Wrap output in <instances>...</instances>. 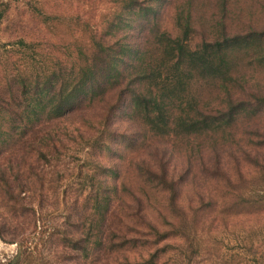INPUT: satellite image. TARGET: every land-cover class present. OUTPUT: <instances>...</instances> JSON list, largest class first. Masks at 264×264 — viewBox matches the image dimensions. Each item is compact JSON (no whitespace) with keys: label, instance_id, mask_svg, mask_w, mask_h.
<instances>
[{"label":"trees","instance_id":"1","mask_svg":"<svg viewBox=\"0 0 264 264\" xmlns=\"http://www.w3.org/2000/svg\"><path fill=\"white\" fill-rule=\"evenodd\" d=\"M162 1L114 0L112 19L101 28L107 33L95 35L88 43V48L92 46L89 53L81 50V58L73 57L70 67L60 61L52 66L45 48L40 52V56L45 55V64L41 61L30 67L25 52L26 64L18 67L12 82L0 85V150L5 144L11 145L0 155L3 241H16L4 236L10 230L9 219L37 228V210L29 205L27 197L35 191L36 164H43V158L56 168L48 159L49 147L56 144V153L61 138L72 134L66 125L68 115L88 85H93L89 97L115 95L113 105L101 118L106 137L115 138L111 130L113 112L130 95L132 114H126L125 119L140 127L143 141H166L181 155L190 151L196 163L201 157V170L193 164L189 186L214 176L223 180L218 181L222 188L216 198L195 191L182 203L177 182L171 180L165 163L160 170L144 166L138 177L161 194L159 204L169 210L152 216L146 210L152 203L148 196L132 192L136 177L131 169L119 178V169L112 173V168L100 163L97 169L102 170V176L112 174L118 181L101 176L92 188H79L80 178L73 180L79 189L65 185V229L55 235L63 244L62 251L71 249L81 264H197L202 259H214V264H264V114H257L264 108V96H254L256 102H251L236 97L234 92V83L244 76L245 65L239 55L251 53L264 62V33L249 30L230 35L232 23L226 14L234 3L225 0L224 15L211 25L214 30H222L220 35L210 33L193 47L196 0H170L171 29L157 20ZM3 17L1 11L0 21ZM134 23L148 31L143 44L130 41ZM20 45L32 48L25 38ZM215 95L222 97V102L210 107ZM47 125L55 126V134L45 132ZM77 147L78 153L109 148L106 141H98L90 132ZM17 150L20 154L16 157L13 154ZM211 153L213 167L203 161ZM227 153L236 164L232 171L235 169L237 179L226 172V165H221ZM41 170L39 192L47 189L48 181L45 169ZM60 189L58 186L55 191ZM236 223L241 225V246L227 259L221 244L211 241L210 232ZM19 248L8 264L22 263L26 251L23 245Z\"/></svg>","mask_w":264,"mask_h":264},{"label":"rangeland","instance_id":"2","mask_svg":"<svg viewBox=\"0 0 264 264\" xmlns=\"http://www.w3.org/2000/svg\"><path fill=\"white\" fill-rule=\"evenodd\" d=\"M171 1L163 0L158 5L160 14L157 20L161 26L169 29L173 26V9L171 4L167 6ZM231 1L234 5L226 14L228 20L232 23L228 31L230 35L239 32L246 33L249 30H254L258 34L264 33V0ZM224 3L225 0H196L197 9L194 17H196L197 34H194V37L192 36L193 47L200 44L204 36H210V33L220 35L222 30L220 28L214 30L211 25L213 21H219L224 15ZM114 10V0H0V12L2 11L4 15L2 21H0V85L12 82V78L18 73V71L16 73L18 67L26 64L25 52L29 54L27 58L30 60V67H34L36 62L42 61L45 64V61H43L45 55L40 56V52L45 48L50 52L49 58L53 60L51 61L52 66L56 61H60L64 66L70 67L73 57L81 58V50L89 53L92 46L90 45L89 48L87 46H89V42L93 41L95 35L99 32L107 33L106 30L101 31V28L110 18L112 19ZM147 33V29H143L141 24L136 26L134 23V28L130 29V41L133 40V42L143 44ZM21 38H25L28 44L32 43V48L22 47L20 45ZM239 57L245 67L242 72L244 76L240 78V82L234 83L236 85L234 89V92L236 91L235 96L243 99L249 98L251 102H256L253 99L254 96H264V62L261 63L259 58L257 59L256 55L254 56L251 53H241ZM88 86L86 93L80 97L77 106L68 115L66 125L71 127L72 134L66 138H61V141L57 143L56 153L54 149L56 144L49 147L48 159L55 163L56 168L51 167V163L43 158H41L43 164H36L35 191L34 194L32 193L30 197L27 195V197L29 205L37 210V217H39L37 228L34 229L35 226L29 225L28 222L17 223L18 221L13 222L12 219H9L11 226L8 228L10 230L4 236L16 241L8 243L0 238V264H8L17 255L20 245H23V250L26 251L22 255L21 264H81L77 261L76 254L71 249H67L65 252L62 251L63 244H60L57 241V236H55L58 230L65 229L64 217L67 209L63 201V190L66 184V187L72 185L75 189L85 186L92 188L94 186L93 182H97L98 178L102 176V170L97 169L100 163L112 168V173L115 172V169H119V178L125 175L128 168L131 169L132 176L136 177L131 188L132 192L144 198H146V195L148 196L152 203L150 207L146 206V210L152 216L157 214L158 211L168 212L169 210L168 208L163 209L162 205L159 204V202H162L160 201L161 194L142 182V179L138 177V172L144 166L145 168L160 170L165 163V166L171 172V180L177 182L179 200L182 203H185L187 199L189 200L191 194H194L195 191H202L204 195L210 197L213 195V198H216L221 191L220 182L223 180L221 181V178L214 176L209 179L203 177V179H200L199 184L194 185L192 188L189 186L191 172L194 169L193 164H195L197 170H201L199 163L201 157L198 158V163H196L190 151L181 155L174 145L166 141L152 140L146 143L143 141L140 127L134 121L125 119L126 114H132L130 95L125 96L113 112L115 116L111 130L113 133L115 132V138L114 136L111 138L106 137L105 121L101 118L104 114H107L109 106L113 105L115 95L89 97L93 85ZM220 98L222 97L213 96L210 107L222 102ZM257 114H264V108L259 109ZM54 128L53 125H47L45 132L55 134ZM86 132H90L98 141H106L109 148L105 151L93 150L92 153L89 152L90 149H86L78 153L79 147H77V144L86 136ZM86 138L89 140V135ZM73 140L77 143L74 144ZM10 146L9 144L3 145L0 155L7 152ZM19 152L17 150L13 155L17 157L20 154ZM223 158L224 161L221 165H226V172L231 173L233 179H237L233 175L235 169L232 171V167L236 166L233 158L229 157L228 153L224 154ZM203 161L211 167L215 164L212 153L204 156ZM42 168L46 171L44 175H46L48 181H46L47 189L45 188V190L39 192L40 188L37 180L42 178L39 174V170ZM92 173L97 176L96 179H93ZM104 176L102 177L112 182L118 181V178L112 174H104ZM184 176H186L185 179H182ZM76 178H80L78 181L79 188L73 185V183L76 184L73 181ZM67 180L72 181L67 182ZM58 186L62 189L56 192L55 188ZM251 187L256 188L255 185H251ZM211 190L219 191L212 192ZM36 197L37 201L33 202ZM2 214L3 211L0 209L1 219ZM169 214H172L171 211ZM12 230H14L13 233H9ZM51 233L54 235L50 237ZM210 233L213 244L216 245L218 241L223 247V253L228 254L227 259H231L233 254L239 252L241 225L231 224L227 228H220ZM30 252H32L31 255ZM214 263H216L214 259L208 261L202 259L197 264ZM229 263H232V261Z\"/></svg>","mask_w":264,"mask_h":264}]
</instances>
